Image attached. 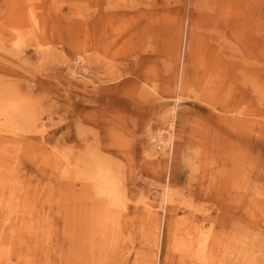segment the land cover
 <instances>
[{"label": "rangeland", "instance_id": "obj_1", "mask_svg": "<svg viewBox=\"0 0 264 264\" xmlns=\"http://www.w3.org/2000/svg\"><path fill=\"white\" fill-rule=\"evenodd\" d=\"M4 108L0 264H264V0H0Z\"/></svg>", "mask_w": 264, "mask_h": 264}, {"label": "bare ground", "instance_id": "obj_2", "mask_svg": "<svg viewBox=\"0 0 264 264\" xmlns=\"http://www.w3.org/2000/svg\"><path fill=\"white\" fill-rule=\"evenodd\" d=\"M18 39H19L18 40V44H19V42L22 39L21 36H18ZM16 41H17V39H16ZM72 73L75 74L76 72L74 71ZM176 100H177L176 103H178V99H176ZM173 109L168 111L167 114L172 113ZM0 114H2L5 117V120H7L8 122H12V124H14V125L16 124V123H13L11 113L8 112L7 109H5V108L1 109ZM173 128H174L173 124H169L167 129H164V130H162V132L160 134L151 137L152 141L157 142V144L155 146V151L152 153V155H155V154L157 155L158 152L160 155L161 154L163 155L165 153V151L168 149V147L169 148L171 147L172 139H173V134H172ZM166 134H168V135H166ZM169 151H171V150H169ZM159 154H158V156H160ZM100 160H98L99 163H100ZM77 165H80V164H77ZM95 165L98 167L97 171L92 172V173L90 171H87L85 173V176L88 177L89 179H91V181H93L95 183V185L100 186V189L109 190V192L107 191L108 195H110V196L115 195L116 192L118 191V186H117L118 183L116 181L115 176H113L114 173L112 175L109 170H105L104 167H102L101 165H98V163ZM93 168H96V167H93ZM170 192H171L170 195H166L167 192L165 190L162 192L163 193L162 201H161L162 202V205H161L162 209L165 208L166 203H170V202L174 201V192L172 193V190ZM147 206L152 207V204L147 203Z\"/></svg>", "mask_w": 264, "mask_h": 264}]
</instances>
